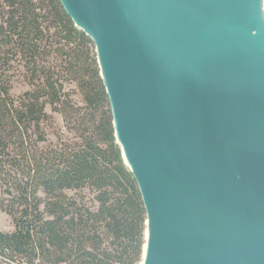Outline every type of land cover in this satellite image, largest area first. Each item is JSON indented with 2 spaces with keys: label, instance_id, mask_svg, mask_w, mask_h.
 <instances>
[{
  "label": "water",
  "instance_id": "water-1",
  "mask_svg": "<svg viewBox=\"0 0 264 264\" xmlns=\"http://www.w3.org/2000/svg\"><path fill=\"white\" fill-rule=\"evenodd\" d=\"M61 2L96 45L143 197L141 264H264V41L251 11L227 0Z\"/></svg>",
  "mask_w": 264,
  "mask_h": 264
},
{
  "label": "trees",
  "instance_id": "trees-1",
  "mask_svg": "<svg viewBox=\"0 0 264 264\" xmlns=\"http://www.w3.org/2000/svg\"><path fill=\"white\" fill-rule=\"evenodd\" d=\"M16 78L29 86L19 95ZM0 208L14 224L0 264L143 259L147 211L96 45L61 0H0Z\"/></svg>",
  "mask_w": 264,
  "mask_h": 264
},
{
  "label": "bare ground",
  "instance_id": "bare-ground-1",
  "mask_svg": "<svg viewBox=\"0 0 264 264\" xmlns=\"http://www.w3.org/2000/svg\"><path fill=\"white\" fill-rule=\"evenodd\" d=\"M237 1H241L252 13L254 17L253 35L264 41V1L263 0H227V5L232 7ZM146 257L144 253L143 262Z\"/></svg>",
  "mask_w": 264,
  "mask_h": 264
},
{
  "label": "rangeland",
  "instance_id": "rangeland-1",
  "mask_svg": "<svg viewBox=\"0 0 264 264\" xmlns=\"http://www.w3.org/2000/svg\"><path fill=\"white\" fill-rule=\"evenodd\" d=\"M16 81H18V82H16ZM26 89H29V86H27L25 83H23L21 79L17 80V78H16L15 83H14V88H13V94L19 95L20 93H22ZM72 97H73L74 102L77 106L83 105L81 102V99L78 100L77 95H73ZM49 111H51L50 108H49ZM57 117L59 119H61L59 115H57ZM13 229H14V224L12 222L11 217L7 213L3 212L0 208V230L11 231ZM141 263H142V261H141ZM7 264H10V263H7Z\"/></svg>",
  "mask_w": 264,
  "mask_h": 264
},
{
  "label": "built area",
  "instance_id": "built-area-1",
  "mask_svg": "<svg viewBox=\"0 0 264 264\" xmlns=\"http://www.w3.org/2000/svg\"><path fill=\"white\" fill-rule=\"evenodd\" d=\"M8 262H4V263H1V264H7Z\"/></svg>",
  "mask_w": 264,
  "mask_h": 264
}]
</instances>
